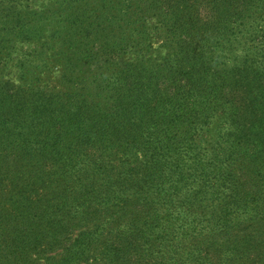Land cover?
Listing matches in <instances>:
<instances>
[{"label": "trees", "instance_id": "16d2710c", "mask_svg": "<svg viewBox=\"0 0 264 264\" xmlns=\"http://www.w3.org/2000/svg\"><path fill=\"white\" fill-rule=\"evenodd\" d=\"M29 1L0 0V264H264V0H62L63 87L16 54Z\"/></svg>", "mask_w": 264, "mask_h": 264}, {"label": "rangeland", "instance_id": "374dc122", "mask_svg": "<svg viewBox=\"0 0 264 264\" xmlns=\"http://www.w3.org/2000/svg\"><path fill=\"white\" fill-rule=\"evenodd\" d=\"M29 12L28 17L31 21L37 22L34 32L37 35L32 45L25 42L23 48H17L18 56H30L31 54L39 57L43 62L38 66L37 72H51L53 85L63 87L60 75L64 68L63 63L55 62L54 59L60 53L62 47L60 43L53 46L58 40L71 37L70 28L73 24L70 10L64 5L62 0H31L23 4ZM34 35V34H33Z\"/></svg>", "mask_w": 264, "mask_h": 264}]
</instances>
